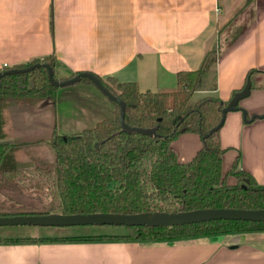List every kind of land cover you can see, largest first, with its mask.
Wrapping results in <instances>:
<instances>
[{"label": "crops", "instance_id": "0c3cea01", "mask_svg": "<svg viewBox=\"0 0 264 264\" xmlns=\"http://www.w3.org/2000/svg\"><path fill=\"white\" fill-rule=\"evenodd\" d=\"M214 44L218 98L230 101L256 70L248 96L238 104L247 119L261 116L247 123L241 109L226 113L219 129L225 148L222 174L238 159V166L264 185V0H0V71L53 55L59 79L89 71L101 79L135 82L142 92H171L177 89V73L200 68ZM56 90L39 100L0 101V143L15 145L1 166L16 170L0 174V181L46 156L47 164L54 162L45 141L35 144L37 157L29 155V130L20 126H29L33 114V123L57 124L59 134H67L59 123L98 122L113 115V108H106L113 104L104 95L103 103L89 98L91 103L79 93L78 83ZM204 95L195 92L194 102ZM170 146L182 163L202 147L196 133L182 134ZM228 181L235 179L229 176ZM3 184L0 216L30 205L29 194L15 186L7 191ZM37 234L33 229L31 235L16 237ZM0 264H264V232L152 243L4 242Z\"/></svg>", "mask_w": 264, "mask_h": 264}, {"label": "trees", "instance_id": "16d2710c", "mask_svg": "<svg viewBox=\"0 0 264 264\" xmlns=\"http://www.w3.org/2000/svg\"><path fill=\"white\" fill-rule=\"evenodd\" d=\"M215 61V49H212L206 53L200 68L177 73L175 91L162 93L142 92L135 82L105 78L116 83L115 90L105 79L94 74L106 89L125 103L124 118L129 127L155 128L156 133L147 135L123 131L119 104L112 101L114 116L97 122L89 129L74 134H58L54 126L51 136L45 140L53 152L54 162L32 168L39 176L36 185L42 187L46 184L50 191V206L46 211L5 215L107 212L137 215L211 208L264 209V185L258 184L250 173L242 170L238 159L222 174L221 158L225 148L219 142L220 130L205 137L220 122L222 109L230 102L220 100L216 94ZM35 63H46L53 70L56 66L54 56L50 55L13 68H26ZM255 72L251 70L247 74L245 85ZM79 83L92 84L86 78ZM56 89L48 79L46 68L40 66L27 73L1 76L0 101L27 97L44 99L51 97ZM195 92L206 95L191 105L190 99ZM237 107L241 109L238 103ZM186 133L198 134L202 147L190 162L182 163L177 161L170 144ZM12 146L15 145L0 143V169ZM12 172L16 170H0V174ZM229 176L235 179L234 183L228 182ZM120 228L122 232L119 233L0 236V243L182 241L211 235L264 232V222L226 219L181 226Z\"/></svg>", "mask_w": 264, "mask_h": 264}, {"label": "water", "instance_id": "95a60500", "mask_svg": "<svg viewBox=\"0 0 264 264\" xmlns=\"http://www.w3.org/2000/svg\"><path fill=\"white\" fill-rule=\"evenodd\" d=\"M44 66L47 70L48 79L54 87H65L78 83L82 78L89 79L93 86L98 89L102 95H104L110 102L119 104V118L120 126L123 131L126 132H141L143 134H155V128L145 130L137 127H129L125 123L124 111L125 103L115 97L109 89H106L100 82V80L91 72H79L69 79H56L54 76L53 69L46 63L40 64L35 63L29 65L26 68H13L0 71V78L3 75H9L13 73L22 74L27 73L34 68ZM251 89V85H246L240 91L236 92L230 99L227 106L222 109V118L220 122L210 129L205 137H208L212 133L218 131L226 117V113L229 111H236L237 103L244 97L248 96ZM243 114L244 122H251L255 118L261 116H252L247 119L245 111L241 109ZM236 220V221H263L264 222V209H233V208H211V209H196L192 211H181V212H151L142 213L137 215L130 214H118V213H92V214H59L50 213L48 215L43 214H18L13 216L3 215L0 216V227L3 226H39V227H63V226H78V225H97V226H147V227H167V226H181L183 224H191L196 222L211 221V220Z\"/></svg>", "mask_w": 264, "mask_h": 264}, {"label": "rangeland", "instance_id": "374dc122", "mask_svg": "<svg viewBox=\"0 0 264 264\" xmlns=\"http://www.w3.org/2000/svg\"><path fill=\"white\" fill-rule=\"evenodd\" d=\"M237 28H238L237 26H234V29L229 34L232 35L234 30ZM222 29H223V27L220 30H222ZM219 36H220V31H219ZM213 49H215V44H214ZM55 78L58 80L59 79L58 75H56ZM105 81L111 88L116 90V88H115L116 83L114 81L108 80V79H105ZM78 88L80 90L79 93H81L82 97H86L88 99L94 98V99L98 100L99 103H100V101H102V103H103V100H101L102 98L100 96L102 94L100 92H98L99 94L94 93L93 89H95L96 91H98V90L93 86V84H91V83L86 84V83H79L78 82ZM88 92L90 93L89 96H88ZM54 94H52V96ZM93 95H96L97 97L95 98V97H93ZM22 99L25 100L26 98H22ZM31 99L32 100H39L37 98L27 97V101H29ZM92 102L93 101H91V103ZM193 102H194V97H192L190 99V104L192 105ZM96 106L98 107L97 104H96ZM106 108L109 110H111V108H113L112 109L113 115L111 117H106V118H112L114 116V113H115L114 105H112V107L109 106V108L108 107H106ZM104 112H106V110H104L102 113H104ZM33 116H34V114L28 120L29 126H20V127L26 128L29 130V136H30L29 155L31 154V157H34V156L37 157V155H35V151H36L35 144H38L39 142L45 141V139H48V136H50L51 131L53 130V127L57 124H44V122L41 124L33 123L31 121L33 119ZM28 117H29V115H28ZM96 122L97 121L75 122L74 125H70V123H59L58 128L62 132H67V134H74L75 132H79L83 129H89L90 127H93L96 124ZM47 159H49L48 156H46V158H44L41 161H40V159H37L41 163L36 161L37 163L35 164V166H33L31 168H27L25 170L18 171L17 174L13 178H7L6 177L7 179L5 178V179H2V181H0V182H2V184L4 183L3 185L7 186V191L11 190L8 186H15V187H13V188H15V191L18 189V190L22 191V193L29 194V197H30L29 200L30 201L27 203L30 205L27 206L25 204L23 211H20V212H26V213L41 212V211H46L48 209V207L50 206L49 203H50V200L52 197H51V194L49 193L50 191L47 188V185L44 184L42 187H38L36 185V182H38L39 176H38V174H35L32 171V168H34L36 166L46 165L48 163ZM0 170L2 171L5 169L3 166H1ZM30 209H32V210L34 209L35 211H33V212L29 211ZM24 210H26V211H24ZM33 229L38 230L37 236L38 235L63 236L66 234L78 235V234H93V233H102V232L103 233L104 232L105 233H107V232H118V233L122 232V229L120 227H112V226L102 227V226H97V225H92V226L78 225V226H63V227H53V226H48V227L33 226V227H31V226H25V225H18V226L0 227V236H7L8 235L10 237H16L18 235H31V232L33 231Z\"/></svg>", "mask_w": 264, "mask_h": 264}]
</instances>
